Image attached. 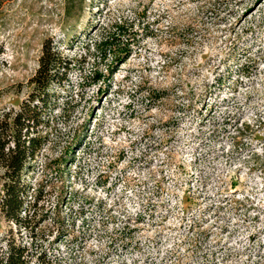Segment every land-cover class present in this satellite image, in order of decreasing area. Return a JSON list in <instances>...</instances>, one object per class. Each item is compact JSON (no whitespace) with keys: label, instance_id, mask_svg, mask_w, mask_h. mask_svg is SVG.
I'll use <instances>...</instances> for the list:
<instances>
[{"label":"rangeland","instance_id":"rangeland-1","mask_svg":"<svg viewBox=\"0 0 264 264\" xmlns=\"http://www.w3.org/2000/svg\"><path fill=\"white\" fill-rule=\"evenodd\" d=\"M119 29L121 61L97 48ZM45 42L74 64L25 176L28 227L0 207V242L64 264H264V0H11L0 115Z\"/></svg>","mask_w":264,"mask_h":264},{"label":"trees","instance_id":"trees-1","mask_svg":"<svg viewBox=\"0 0 264 264\" xmlns=\"http://www.w3.org/2000/svg\"><path fill=\"white\" fill-rule=\"evenodd\" d=\"M11 0H0V10ZM99 7V6H98ZM120 30V29H119ZM122 33V34H120ZM124 32L108 35L98 45L105 55L119 52L121 61L130 52L134 40H125ZM74 60L64 57L53 44L45 42L39 68L32 78L33 91L18 111L0 115V179L3 195L0 200L5 218L18 227H28L31 210L30 186L25 176L37 156L49 143L50 120H45L44 109L50 102V90L59 75L72 69ZM0 264H64L60 259L48 258L36 247L14 238L0 242Z\"/></svg>","mask_w":264,"mask_h":264}]
</instances>
